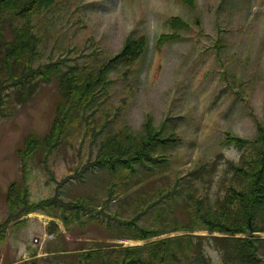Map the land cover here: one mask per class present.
<instances>
[{"label":"rangeland","instance_id":"obj_1","mask_svg":"<svg viewBox=\"0 0 264 264\" xmlns=\"http://www.w3.org/2000/svg\"><path fill=\"white\" fill-rule=\"evenodd\" d=\"M29 19L42 37L35 67L57 62L62 71L78 66L82 73H98L128 39L146 37L147 47L132 66L109 70L106 87L103 81L92 86L98 97L87 107L89 127L75 120L61 145L51 153L43 146L30 157L26 201L57 204L53 213L34 211L8 225L0 264H79L80 256L71 252L90 247L118 251L109 253L106 263L118 264L122 248L136 244L123 238L128 230L120 223L164 197L166 207L175 206L184 221L193 195L215 201L233 184L225 160H238L242 152L222 146L226 133L252 140L258 125H264V0H53ZM61 99L56 80L42 83L26 104L2 98L0 223L9 208L24 210L23 189L12 194L11 204L7 200L9 186H20L23 179L18 150L28 135L47 134ZM146 126L161 130L165 139H180L153 141L156 155L163 157L157 163L169 158V165L160 166L154 176L146 174L143 164H118V178L104 166L93 170L104 141L119 134L127 148L131 133L139 136ZM220 154L203 179L192 181L188 172ZM175 189L180 193H172ZM156 191L157 197L143 204ZM64 212L73 216L66 226ZM206 249L219 263L218 253ZM94 261L98 264L99 258Z\"/></svg>","mask_w":264,"mask_h":264},{"label":"trees","instance_id":"obj_2","mask_svg":"<svg viewBox=\"0 0 264 264\" xmlns=\"http://www.w3.org/2000/svg\"><path fill=\"white\" fill-rule=\"evenodd\" d=\"M52 3L53 0H0V107L5 105L2 98L11 99L19 105L26 104L42 83L49 84L54 80L57 81L62 97L56 105L55 117L47 134L28 135L24 139V148L18 150L23 179L20 186L17 182L9 186L7 200L11 204L14 200L12 194H16L17 188L23 189L21 192H25L24 210L12 212V208H9L7 218L0 223V242L4 240L8 225L12 221L34 211L48 210V213H53L49 211L56 207V201L47 200L38 204L26 201L28 189L25 181L30 157L43 146L51 153L61 145L74 122L86 121V127H89L91 122L88 121L90 117H87V107H91L98 97L92 86L99 85L102 81L107 82L105 76L108 71L117 68L119 64L132 66L147 47L146 37L128 39L123 50L103 63L98 73L94 70L82 73L78 66L62 71L57 62L35 67L42 37L29 16L39 13ZM21 19L25 21L22 22ZM123 76L126 77V74ZM107 84L103 85L106 87ZM91 116L95 114L92 112ZM146 128L147 133L138 139L137 136L130 137L127 148V142L124 144L116 137L115 140L112 137L107 139L106 143L104 141L94 166H106L111 173L114 171L117 174L119 169L114 168L118 164L129 166L150 162L157 149L153 141L162 144L174 141L160 139L159 131L149 126ZM224 144L242 151L238 162H228L226 174L233 180V184L224 188V193L215 201L193 196L189 202L191 204L186 206L192 211L191 223L183 224L179 221L175 206L166 207L169 205L167 202L169 199L153 202L139 216L129 222H123L128 230L125 233L126 237L137 240H149L178 231L190 234L176 235L126 248L120 251L122 258L118 264H264V238L260 235L264 233V125H258V134L252 140L227 133ZM45 163L48 164V158ZM217 163L218 161L213 165ZM206 167H202V171ZM200 170L192 174L193 180L201 179ZM17 196L21 197L18 193ZM60 204L64 208L68 207L64 203ZM74 205V209L80 212L81 206ZM148 212L152 214V225L147 222L141 225V220ZM63 214L67 225L73 216L65 212ZM159 222L161 224H158L157 229L152 228ZM162 227H166V230H161ZM197 230H205L209 234L205 236L191 234ZM214 233L221 235L216 236ZM207 246L218 253L219 263L214 262L215 260L208 255ZM103 254L105 252L93 250L86 253L84 259L89 263L98 258L97 255L101 259ZM107 261L103 256L99 264H106ZM83 262L81 260L80 263Z\"/></svg>","mask_w":264,"mask_h":264}]
</instances>
